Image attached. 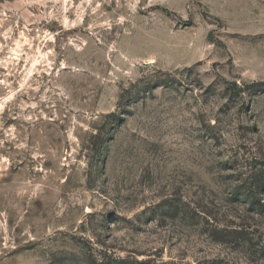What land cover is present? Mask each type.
Instances as JSON below:
<instances>
[{
  "label": "rangeland",
  "instance_id": "rangeland-1",
  "mask_svg": "<svg viewBox=\"0 0 264 264\" xmlns=\"http://www.w3.org/2000/svg\"><path fill=\"white\" fill-rule=\"evenodd\" d=\"M0 264H264V0H0Z\"/></svg>",
  "mask_w": 264,
  "mask_h": 264
}]
</instances>
